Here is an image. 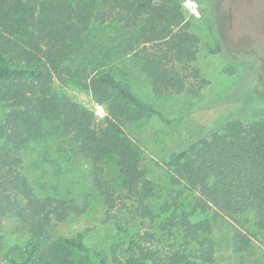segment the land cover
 <instances>
[{"label":"trees","instance_id":"16d2710c","mask_svg":"<svg viewBox=\"0 0 264 264\" xmlns=\"http://www.w3.org/2000/svg\"><path fill=\"white\" fill-rule=\"evenodd\" d=\"M229 1L218 4L227 9ZM183 4L180 0H0V227L15 217L30 235L27 253L12 256L10 264H212L216 249L208 236L213 223L254 213L258 225L264 226V120L243 122L230 116L200 139L188 132V146L166 155L173 182L194 195L193 213L209 218L194 221L185 212L177 220L171 218L180 245L164 256L143 238L132 241L122 253L114 242L102 249L89 247L80 234L48 236L53 224L81 215L85 208L73 200L37 195L23 171L25 155L34 153L39 144L49 155L56 149V163L78 155L90 164L93 185L113 207L109 184L100 178L102 155L110 152L118 158L128 196L139 194L141 203L148 197L143 194L150 189L142 179L138 146L123 125L152 117L168 121L135 93L118 64L132 54L159 96L195 87L194 82L202 80L194 66L200 39L189 31ZM57 84H72L90 93L105 106L107 127L98 131L93 113ZM261 105L257 100L256 106ZM68 140L75 146L70 144V151L63 149ZM115 228L124 233L119 222ZM253 240L242 225L233 227L232 252L247 253Z\"/></svg>","mask_w":264,"mask_h":264},{"label":"rangeland","instance_id":"374dc122","mask_svg":"<svg viewBox=\"0 0 264 264\" xmlns=\"http://www.w3.org/2000/svg\"><path fill=\"white\" fill-rule=\"evenodd\" d=\"M180 1H184L189 31L200 39L194 66L201 72L202 80L195 81V87L189 86L182 93L159 96L152 92L140 62L132 54L124 58L125 63L118 64L135 93L168 121L152 117L123 125L138 146L142 179L149 183L150 189L143 194L148 197L141 203L139 194L128 196L118 158L108 152L101 158L100 178L112 191L111 207L93 185L89 163L73 154L64 162H53L59 159L56 149L49 155L39 144L34 153L25 155L23 163V171L31 179L36 194L73 200L85 208L83 214H72L66 222L53 224L48 236L72 238L80 234L89 247L102 249L114 242L121 246L122 253L132 241L143 238L146 245L157 248L164 256L180 245L174 225L183 212L191 214L194 221L209 218V214L193 213L194 195L173 182V170L165 158L170 152L188 146L185 139L188 132L192 138L200 139L221 127L230 116L243 122L264 120V0H230L227 9L218 0ZM57 86L81 108L93 113L98 131L107 127L105 106L97 103L90 93L72 84ZM257 100L262 107L256 106ZM70 144L75 148L68 140L63 149L70 151ZM166 208L169 210L163 212ZM171 218L175 220L172 222ZM236 221L213 223L208 236L216 249L212 264H264V226L258 225L254 213ZM116 222L124 227V233L116 230ZM239 224L254 239L244 254H234L230 246L233 227ZM29 243L30 235L24 225L15 217L6 219L0 227V264H10L12 256H24Z\"/></svg>","mask_w":264,"mask_h":264}]
</instances>
